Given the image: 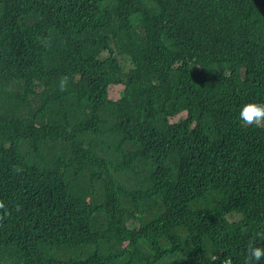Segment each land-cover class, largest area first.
<instances>
[{"label":"trees","instance_id":"16d2710c","mask_svg":"<svg viewBox=\"0 0 264 264\" xmlns=\"http://www.w3.org/2000/svg\"><path fill=\"white\" fill-rule=\"evenodd\" d=\"M1 18L0 69L31 80L0 78V264H245L264 247V122L237 117L264 102V0H0ZM244 184L239 220L201 218L209 191Z\"/></svg>","mask_w":264,"mask_h":264},{"label":"clouds","instance_id":"9594fccd","mask_svg":"<svg viewBox=\"0 0 264 264\" xmlns=\"http://www.w3.org/2000/svg\"><path fill=\"white\" fill-rule=\"evenodd\" d=\"M10 23H11L10 19H5V18L0 19V27L6 28V27L10 26ZM13 31L15 33H17V31H15L14 29H13ZM0 48H4V44L2 42H0ZM261 56H264V54H262ZM262 58L264 60V57H262ZM120 59H122V58H120ZM2 64L3 63H1L0 65H2ZM121 66H122V68L124 67L125 69H127L129 67V62L126 60H123L121 62ZM18 72L20 75H22L21 78L14 77L8 71L4 72V70L0 69V78L1 79H8L12 84L23 83L27 80H31L29 78L31 73L28 72V70L26 68H25V70H23V68L21 67L20 69H18ZM248 74H249L248 69H240L236 73L237 81L239 79L248 78ZM116 80L117 81L114 83H106L104 85V92L107 93L108 99L113 103L117 102L120 98H122V95L128 89V84L126 83V80L122 75L117 77ZM0 86H1L0 89H3L4 87H6V89L8 91L14 90L10 84L4 83V82H0ZM115 88L120 89V95L117 99H111L110 90L115 89ZM231 102H232V96L230 95L228 98H226L222 102V104L218 108L227 107ZM186 116H187L186 111H182V112L178 113L177 115L169 118V122L170 123H177L180 120L186 118ZM175 117H177L179 119L177 121L171 122V119H173ZM230 117H231V114L228 113L225 117L221 118L220 120H217L215 113L212 112V113H210L209 116H207L205 118L203 117L201 122L202 123H211L212 126H214V125L217 126L219 124L221 126V129H224V128L229 127ZM237 117H238L239 124L242 123V124H247V125H259L261 122H264V102H256V101L247 102V98H243V103L238 109ZM0 118H4V116L0 115ZM196 124H197V122H196ZM0 135L6 136V137L10 136V134H0ZM16 136L17 135L14 136L15 139H16ZM10 142H11V140L2 144L0 141V168H2V169L10 168V166L12 165V163L14 161L13 158L5 156L4 154H2V146L7 148ZM257 182L258 181H256V183ZM244 187L245 188L243 191L231 193V199L228 195H225V194L216 195V194L209 191L210 201L205 202L203 204V206L200 207L201 218L204 219L207 223H210V224L213 223V225H215V226H216L217 221L221 220V219H225L228 222L239 220V219L234 220L231 218L234 215H238L240 218V214H239L240 203L239 202L242 203V201L248 199V197L246 196V189H248L249 186L244 184ZM233 200H235L234 207L232 204ZM230 202H231L232 208L230 210H228V208L230 206ZM0 207H2V205H0ZM149 214H150L151 218L154 220V223L156 224V221H155L152 213L150 212ZM125 229H127V228L125 227ZM234 238H236V237L235 236L230 237L226 234L220 233L217 236V238L215 239L220 243V245L219 244L211 245L215 255L222 256L223 250H224L225 246H227L226 244H230V242H232L234 240ZM240 243H243L242 239H241ZM219 248H222V250L220 252L218 251ZM262 257H264V247H262L261 244L250 245L249 246V254L245 257V264H253V261L257 262V264H258V262L262 259ZM151 258H158L159 259V257H157V256H152ZM210 258L213 260L216 259L214 256L210 257ZM224 264H230V263L227 262Z\"/></svg>","mask_w":264,"mask_h":264},{"label":"rangeland","instance_id":"374dc122","mask_svg":"<svg viewBox=\"0 0 264 264\" xmlns=\"http://www.w3.org/2000/svg\"><path fill=\"white\" fill-rule=\"evenodd\" d=\"M120 95V89L115 88V89H111L110 90V97L111 99H117ZM179 118L175 117L173 119H171V122L177 121ZM231 219L237 220L239 219L238 215H234Z\"/></svg>","mask_w":264,"mask_h":264}]
</instances>
